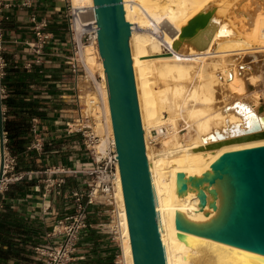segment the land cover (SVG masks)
I'll return each mask as SVG.
<instances>
[{"label":"bare ground","instance_id":"6f19581e","mask_svg":"<svg viewBox=\"0 0 264 264\" xmlns=\"http://www.w3.org/2000/svg\"><path fill=\"white\" fill-rule=\"evenodd\" d=\"M71 2L77 30L96 21L93 0L85 10ZM123 5L132 24L130 47L165 264H264V121L247 102L209 111L219 84L215 78H221L217 71L229 83L234 75L222 63L264 49V0H123ZM208 12L204 27L181 38L191 20ZM83 55L91 74L96 73L90 66H98L102 78L105 118L82 96L95 97L84 81L80 93L83 116L95 120L100 159L108 142L116 143L98 37ZM221 121L223 127L216 123ZM181 122L188 135L179 131ZM165 135L167 153L150 146ZM118 173L125 261L134 264L120 168Z\"/></svg>","mask_w":264,"mask_h":264},{"label":"crops","instance_id":"0c3cea01","mask_svg":"<svg viewBox=\"0 0 264 264\" xmlns=\"http://www.w3.org/2000/svg\"><path fill=\"white\" fill-rule=\"evenodd\" d=\"M0 1V56L6 62L1 85L7 97L34 101L39 107L22 135L23 149L15 155L17 172L24 177L0 196V264H46L48 257L42 251L62 241L53 232L74 212L72 190L85 189L87 175L71 171L93 165L82 135L76 132L83 110L77 86L82 82L76 85L68 64L72 50L67 0ZM38 25L49 37L40 53L35 48ZM27 64L32 65L30 70ZM2 106L6 113L8 108L3 102ZM40 138L43 149H31ZM50 182L55 185L49 187ZM108 213L106 206L90 207V227L80 234L73 264H114L117 248L109 233Z\"/></svg>","mask_w":264,"mask_h":264},{"label":"water","instance_id":"95a60500","mask_svg":"<svg viewBox=\"0 0 264 264\" xmlns=\"http://www.w3.org/2000/svg\"><path fill=\"white\" fill-rule=\"evenodd\" d=\"M93 1L134 264H165L130 47L132 24L126 20L123 0ZM209 16L210 12L196 16L183 28L181 38H192ZM1 79L0 72V138L4 132Z\"/></svg>","mask_w":264,"mask_h":264},{"label":"built area","instance_id":"2783aa9c","mask_svg":"<svg viewBox=\"0 0 264 264\" xmlns=\"http://www.w3.org/2000/svg\"><path fill=\"white\" fill-rule=\"evenodd\" d=\"M68 11L67 18L69 22V30L71 34V50L72 53L69 57L68 64L70 71L73 74L76 85L80 81H84L88 84L89 89L95 93V99H91L92 106L102 111V116L105 118V106L101 93L102 78L99 74L92 75L87 64L84 61V51L88 46L95 45L97 40V25L96 21L85 22L82 26V30L76 28V18L78 14L75 13L71 0H67ZM2 3L0 1V12ZM84 13H82L83 15ZM33 22H36V18L33 17ZM3 19L0 17V38L2 35ZM43 26H45L43 24ZM43 26H36V35L39 39V45L35 48L40 53L43 48V44L49 38L42 32ZM1 44V43H0ZM1 47V46H0ZM38 63L40 60L37 61ZM6 62L0 56V72L1 78L4 77ZM31 64H27L26 69L30 70ZM78 101L80 102L82 92L80 85L77 86ZM1 95L3 100L7 98V93L2 87ZM5 112H4V121ZM95 120L83 116L81 112V120L76 132L80 133L84 140V146L92 159V167L86 170H73L72 174L75 176L83 173L87 175V178L83 181L85 189L74 188L71 192V197L75 205L74 212L66 218V220L59 221L58 227L54 230L53 234L61 237L62 241L50 250H43V255L48 257L46 264H73L74 260L72 255L76 252L79 243L80 234L88 230L90 225L87 222V217L90 207L94 205L106 206L109 209L108 229L111 235L112 241L115 243L117 253L114 257V264H126L123 240L125 239L122 232V222L120 221V213L118 210V189L120 176L118 173L119 162L116 157V146L113 142H108V152L102 158L98 159L95 154V147L100 142V137L94 132L91 127ZM90 123V125H87ZM165 132V129H163ZM161 131V133H164ZM36 133V129H34ZM44 146L43 138L36 139L31 144V149L42 150ZM18 159L10 151L8 145V133L4 130L2 138H0V196L8 190L9 186L23 179V174L17 172ZM3 171L1 173V170ZM61 182L59 186H61ZM54 182L49 183V187H53ZM1 207V206H0Z\"/></svg>","mask_w":264,"mask_h":264},{"label":"rangeland","instance_id":"374dc122","mask_svg":"<svg viewBox=\"0 0 264 264\" xmlns=\"http://www.w3.org/2000/svg\"><path fill=\"white\" fill-rule=\"evenodd\" d=\"M86 1L87 0H75L79 10H85V8L87 6ZM219 35H221V34H219ZM236 56L237 57L234 56V59H236V61H234L232 59L233 58L232 57L230 60H227L228 62L227 61L223 62L225 64L222 63V65L224 67L231 65L228 68H230V70L233 69L234 75H233V78L231 79L230 83L226 79L223 80V78H225V77H222L221 75H223V74H221L219 71H217V75H220V77L222 79L219 78V76H218L219 79L217 77L215 78L216 80L217 79L219 80V81L215 80L216 84L217 83H219V84L215 85L214 93H216V94H214V96L215 95L216 96H215V98H213V101L211 104V109L209 108L210 110L209 109L208 110L212 113L215 110L216 111L214 113H216L217 111H218V113L220 111L226 112L229 109H233L237 104H241L242 102H247V103H250L251 105L255 106L256 109H258V111H259L258 113L260 114V116L262 117V119L264 121V49L253 50V51L245 53L243 56H240V57H239V55H236ZM227 63H229L230 65H227ZM90 68H92V70L95 73H99V75H100V70H99L98 66H90ZM220 80H222V81H220ZM81 82L83 83V81H81ZM221 82L222 83L224 82V84L222 85ZM225 82L227 83L226 85H225ZM229 84L231 85L230 87L228 86ZM220 85L223 87L221 88ZM226 86H228L230 89L227 88ZM82 88H84V87L82 86V84H80V89H82ZM216 88H218V89H216ZM225 88L228 90H226ZM224 92L227 94H225ZM220 93H221V95H220ZM217 94H218V96H217ZM83 95L84 96L88 95L91 99L96 98L90 92L84 93V94H82V96ZM224 95H226L227 97L224 98L225 97ZM219 98L222 102L219 100ZM214 101L216 102V104ZM80 103H81L82 108L84 109V104H85L84 100H82V101L80 100ZM217 104H220V106H216L218 108V110H217V108L214 107ZM82 112H83V110H82ZM165 115H167V113H165ZM216 123H218V126L220 127L221 125L224 124V121H221L220 123L219 122H216ZM242 126H243V124H242ZM254 126H258V125L255 124ZM254 126L251 128L252 131L255 128ZM178 127H179V131L182 132V136L188 135V129H187L186 123L181 122L178 125ZM221 127H223V126H221ZM257 128L258 127H256V129ZM256 129H254V130H256ZM244 132L246 133L248 131H244ZM244 132L238 133V134L243 136L245 134ZM253 132H256V131H253ZM170 133H172V132H170ZM250 133H252V132L250 131L249 135H250ZM238 134L236 136H238ZM253 134L254 133H252L251 135H253ZM167 135L162 136L160 138H156L155 141L150 140V146H154L159 151H165L167 153L168 150L165 146V141L167 139ZM245 135H248V134L246 133Z\"/></svg>","mask_w":264,"mask_h":264},{"label":"trees","instance_id":"16d2710c","mask_svg":"<svg viewBox=\"0 0 264 264\" xmlns=\"http://www.w3.org/2000/svg\"><path fill=\"white\" fill-rule=\"evenodd\" d=\"M4 82L2 80L3 85ZM3 104L8 108L4 121V130L8 133V145L11 153L17 155L24 146L22 135L28 131L30 118L39 111V107L34 101L29 103L24 100L15 101L11 97L4 99ZM28 107H31L30 110ZM0 227L2 229L1 225Z\"/></svg>","mask_w":264,"mask_h":264}]
</instances>
